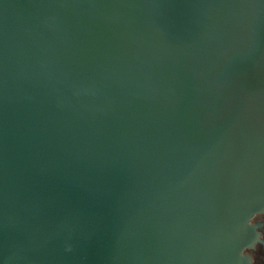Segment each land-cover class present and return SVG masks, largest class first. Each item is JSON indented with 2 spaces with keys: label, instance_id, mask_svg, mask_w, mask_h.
Listing matches in <instances>:
<instances>
[{
  "label": "water",
  "instance_id": "1",
  "mask_svg": "<svg viewBox=\"0 0 264 264\" xmlns=\"http://www.w3.org/2000/svg\"><path fill=\"white\" fill-rule=\"evenodd\" d=\"M264 213V0H0V264H248Z\"/></svg>",
  "mask_w": 264,
  "mask_h": 264
},
{
  "label": "flooded vegetation",
  "instance_id": "2",
  "mask_svg": "<svg viewBox=\"0 0 264 264\" xmlns=\"http://www.w3.org/2000/svg\"><path fill=\"white\" fill-rule=\"evenodd\" d=\"M249 224L255 227L258 241L252 247L243 249L241 254L248 258V264H264V213L255 214Z\"/></svg>",
  "mask_w": 264,
  "mask_h": 264
}]
</instances>
